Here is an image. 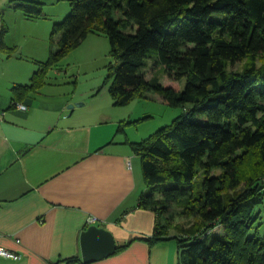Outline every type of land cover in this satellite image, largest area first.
I'll return each instance as SVG.
<instances>
[{"label":"trees","instance_id":"16d2710c","mask_svg":"<svg viewBox=\"0 0 264 264\" xmlns=\"http://www.w3.org/2000/svg\"><path fill=\"white\" fill-rule=\"evenodd\" d=\"M67 1L71 11L53 25L48 59L29 84L12 88L14 104L43 87L89 34L105 33L118 62L105 81L115 105L148 92L190 105L133 144L148 186L139 206L157 214L151 243L176 239L178 264H264V236L252 233L264 200V0ZM12 3L28 17L44 14L42 2ZM178 217L190 222L179 225Z\"/></svg>","mask_w":264,"mask_h":264},{"label":"crops","instance_id":"0c3cea01","mask_svg":"<svg viewBox=\"0 0 264 264\" xmlns=\"http://www.w3.org/2000/svg\"><path fill=\"white\" fill-rule=\"evenodd\" d=\"M39 2L45 9L60 0ZM50 13L28 17L0 0V246L22 255L0 256V264H178L176 239L151 243L157 214L139 206L148 186L133 144L152 135L138 129L148 115L132 102L115 105L103 84L76 93L57 66L20 101L26 108L14 104L12 88L29 84L49 57L61 17ZM91 225L111 231L117 251L85 263L81 236Z\"/></svg>","mask_w":264,"mask_h":264},{"label":"rangeland","instance_id":"374dc122","mask_svg":"<svg viewBox=\"0 0 264 264\" xmlns=\"http://www.w3.org/2000/svg\"><path fill=\"white\" fill-rule=\"evenodd\" d=\"M39 1V0H38ZM50 7V8H48ZM44 10H50L52 13L61 14L58 21H62L71 11V6L67 0H60L53 5H48ZM63 9L67 10L64 14ZM50 13V14H52ZM63 14V15H62ZM18 39V37H16ZM118 62L111 55V46L108 36L105 33H91L82 42L80 46L70 51L57 65L56 68L67 70L65 75L67 78L74 80L69 85L70 89L77 88L76 93L89 92L95 86L101 84L104 85L105 91H108V86L105 85V81L108 78L109 72H114V66ZM242 65L237 64L235 68L241 67ZM55 68V67H54ZM143 74H146L147 78H150L154 72L152 61L149 60L148 67L141 70ZM164 70L160 72L163 83L171 81L165 76ZM64 76V75H63ZM113 78H108L111 82ZM77 81L75 85L74 82ZM186 85V79H182L180 82L181 89H184ZM67 90L69 88H66ZM130 109L134 110L137 115H148L149 119L143 123L138 124L139 133L141 136L148 137L150 134L155 133L159 128L171 124L177 117L181 116L190 105L186 106H170L168 105L160 95L154 92H148L143 97L136 98L129 105ZM134 131V129H133ZM133 133V132H132ZM204 175L200 174L197 179V184L203 181ZM198 189H200V186ZM255 215L258 216L255 228L252 229V233L258 232L259 235L264 236V200L256 207L254 211ZM187 219L176 218V223L184 224ZM172 233H177V230L173 227Z\"/></svg>","mask_w":264,"mask_h":264},{"label":"water","instance_id":"95a60500","mask_svg":"<svg viewBox=\"0 0 264 264\" xmlns=\"http://www.w3.org/2000/svg\"><path fill=\"white\" fill-rule=\"evenodd\" d=\"M70 106L74 107L75 104ZM81 245L82 260L85 263L102 260L117 251V243L112 232L98 225H91L82 233Z\"/></svg>","mask_w":264,"mask_h":264},{"label":"built area","instance_id":"2783aa9c","mask_svg":"<svg viewBox=\"0 0 264 264\" xmlns=\"http://www.w3.org/2000/svg\"><path fill=\"white\" fill-rule=\"evenodd\" d=\"M16 106L21 108V109L26 108V106L20 102L16 103ZM95 221H96V218L91 217L89 220V223H94ZM0 256H4L7 258H12V259H16V260L21 259V257H22L21 254L14 252V251H11L9 249H6L5 247H2V246H0Z\"/></svg>","mask_w":264,"mask_h":264}]
</instances>
